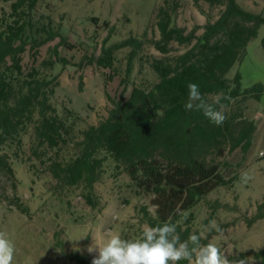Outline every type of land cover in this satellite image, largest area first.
Wrapping results in <instances>:
<instances>
[{
  "label": "trees",
  "instance_id": "obj_1",
  "mask_svg": "<svg viewBox=\"0 0 264 264\" xmlns=\"http://www.w3.org/2000/svg\"><path fill=\"white\" fill-rule=\"evenodd\" d=\"M43 1L0 0V178H8L15 189L16 166L23 165L38 178L50 176L55 182L51 190L59 198L79 192L93 211H99L102 197L97 186L109 175L127 176L135 194L150 197L155 208L154 214L142 208V222L156 226L171 220L182 240L195 233L201 235L202 244L211 242L217 233L208 232L205 237L195 230L192 211L219 189L234 192L239 176L223 159L237 150L247 153L252 146L257 126L244 111L249 101L261 100L264 85L243 89L240 72L232 79L228 75L258 37L264 10L252 13L238 0H196L206 23L188 31L178 25L183 1L162 0L141 36L130 34L119 40L117 28L104 22L108 35L99 55L96 50L85 55L78 66H96L107 72L110 82L119 76L118 54L128 50L121 80L124 91L117 100L107 94L113 107L107 108V116L97 112L90 123L88 117L56 101L60 79L52 72L57 65L71 64L60 50L75 46L69 43L62 23L40 11ZM214 9L220 10L218 16L213 15ZM91 20L97 29L102 28L100 18ZM151 32H159V37H151ZM58 39L49 48L48 59L38 65L40 50ZM175 45L185 51L178 53ZM148 47L160 56L144 57ZM27 53L31 65L24 62ZM146 67L149 75L131 81L137 68L142 75ZM189 82L198 84L209 99L216 93L229 98L223 101L227 104L223 125L212 124L201 112L185 111ZM4 201L22 213L29 210L18 196ZM208 205L211 211L205 226L219 210L230 207L218 199ZM259 220H264V204L252 218V222ZM73 258L79 264H91L85 255L76 253ZM229 259L264 264V248Z\"/></svg>",
  "mask_w": 264,
  "mask_h": 264
},
{
  "label": "rangeland",
  "instance_id": "obj_2",
  "mask_svg": "<svg viewBox=\"0 0 264 264\" xmlns=\"http://www.w3.org/2000/svg\"><path fill=\"white\" fill-rule=\"evenodd\" d=\"M182 1L178 25L188 31L196 25H204L206 16L196 6V0ZM161 2L162 0H44L40 11L51 15L57 24L62 23L69 43L75 46L74 50H60L62 56L71 59V64L64 68L57 65L52 72L60 79V86L56 90L57 103H64L82 117H88L90 123L95 121L97 112L107 116V108L113 107L107 94L117 100L124 91L121 80L127 68L128 50L118 54L119 61L116 65L119 76L110 82L106 81L107 72L96 66L80 69L78 64L85 55L91 56L95 50L96 55H99L101 43L108 35V30L103 28L104 22L117 28L118 40L130 34L141 36L153 22V11ZM238 2L255 14H261L264 10V0ZM200 5L206 12H211L203 1H200ZM212 13L218 16L220 10L214 9ZM92 17L100 18L102 28L97 29L93 25ZM150 36L158 38L159 32L156 35L151 32ZM263 40L264 26L260 28L258 37L249 43L241 64L235 66L228 75L232 79L240 72L243 89H250L257 84L264 85ZM58 43L59 39L40 50L38 65L48 59L49 48ZM175 49L178 53L185 51L176 45ZM143 53L148 58L160 56L152 47L146 48ZM24 62L31 65L30 53L25 55ZM137 69L131 81L139 82L149 75L148 67L142 75H138ZM130 90L131 88L127 90L126 97ZM246 106L245 117L255 120L257 126L252 146L247 153L237 150L223 159L232 168V173L239 176L234 192L219 189L192 211L195 218L194 229L206 237L208 231L204 220L211 211L208 203L218 199L230 206L218 211L214 221L224 231L211 238V243L216 244L228 258L264 248V220L252 222L260 206L264 204V93L260 101H249ZM245 172L252 177L247 183L241 180ZM16 178L18 185L15 189L8 178H0V231L5 232L15 246L13 264H79L73 258L76 253L85 255L92 264L93 257L98 254V248L92 253L88 252L89 247L95 246L94 235L119 234L123 239H137L147 225L142 222V208L146 206L151 214L155 213V208L150 205L151 198L137 196L127 176L114 179L109 175L97 186V192L102 197L99 211H93L79 196V192L70 195L68 199L59 198L51 190L55 182L50 176L38 178L26 166H16ZM14 196L23 199L29 209L27 213L20 212L4 201ZM247 262L258 264L254 259Z\"/></svg>",
  "mask_w": 264,
  "mask_h": 264
},
{
  "label": "clouds",
  "instance_id": "obj_3",
  "mask_svg": "<svg viewBox=\"0 0 264 264\" xmlns=\"http://www.w3.org/2000/svg\"><path fill=\"white\" fill-rule=\"evenodd\" d=\"M188 95L184 103L185 111L201 112L212 124L221 126L227 119L225 110L229 99L223 93H216L210 99L196 83L187 84ZM252 177L243 173L241 180L247 183ZM209 233L222 234L223 229L214 221L206 226ZM95 246L89 247L92 253L98 248V254L92 264H248L245 259L230 260L214 243H201V235L189 234L182 240L177 226L171 220L159 225H146L139 238L123 239L119 234L94 235ZM15 246L7 234L0 231V264H13Z\"/></svg>",
  "mask_w": 264,
  "mask_h": 264
}]
</instances>
